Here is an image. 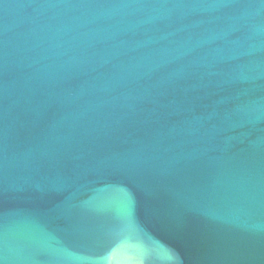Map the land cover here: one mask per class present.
Returning a JSON list of instances; mask_svg holds the SVG:
<instances>
[{
  "label": "water",
  "instance_id": "obj_1",
  "mask_svg": "<svg viewBox=\"0 0 264 264\" xmlns=\"http://www.w3.org/2000/svg\"><path fill=\"white\" fill-rule=\"evenodd\" d=\"M0 264H264V0H0Z\"/></svg>",
  "mask_w": 264,
  "mask_h": 264
}]
</instances>
